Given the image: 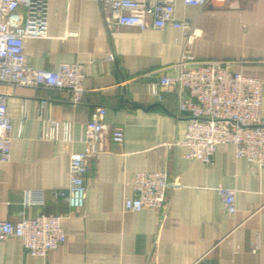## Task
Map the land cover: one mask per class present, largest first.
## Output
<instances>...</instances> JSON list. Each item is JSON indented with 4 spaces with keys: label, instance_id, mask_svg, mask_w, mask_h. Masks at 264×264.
<instances>
[{
    "label": "crops",
    "instance_id": "0c3cea01",
    "mask_svg": "<svg viewBox=\"0 0 264 264\" xmlns=\"http://www.w3.org/2000/svg\"><path fill=\"white\" fill-rule=\"evenodd\" d=\"M176 18L198 30L190 43L172 26L108 30L94 0L48 1L47 37L23 40L27 61L43 69L83 64L85 94L72 105L63 93L0 88L10 93L13 138L10 161L0 162V219L61 215L66 240L46 257L31 256L16 238L0 241V264H264V169L237 159L231 143L216 147L211 164L186 159L178 143L186 122L174 116L177 94L162 100L150 94L156 77L148 74L174 76L184 46L197 60L236 62L235 70L262 81L264 119V0H211L203 8L177 0ZM41 98L51 106L40 111ZM97 105L106 107L108 131L102 151L88 158L85 206L72 210L54 192H67L69 152L84 149ZM39 114L71 122L70 146L39 139ZM117 125L124 130L121 144L111 140ZM160 170L180 184L169 192L166 216L149 208L125 211L132 175ZM218 186L236 190L234 215L224 212ZM28 196L33 202L25 206Z\"/></svg>",
    "mask_w": 264,
    "mask_h": 264
},
{
    "label": "built area",
    "instance_id": "2783aa9c",
    "mask_svg": "<svg viewBox=\"0 0 264 264\" xmlns=\"http://www.w3.org/2000/svg\"><path fill=\"white\" fill-rule=\"evenodd\" d=\"M49 0H0V88L17 87L33 90H49L63 93L72 105H78L84 94L83 80L86 67L79 63L62 62L54 69L35 68L29 65L23 49L25 38L47 37V5ZM101 9L106 29L130 26L144 30L148 27L172 26L181 29L190 43L198 30L176 18L177 0H94ZM187 5L203 8L211 0H183ZM23 8V11H20ZM108 60L114 61L110 54ZM236 62L228 60H197L184 46L179 60L174 64L177 73L168 76L154 70L149 83V93L163 99L164 93L177 94L175 118H184L186 132L178 142L185 148L186 159L213 162L216 147L231 143L237 159L264 169V119L261 118L262 81L235 70ZM0 89V162L11 159L12 122L7 114L9 92ZM48 98H41L39 110L50 107ZM28 108V99L20 106V121L23 124ZM106 107L93 108L86 132L81 139L84 149L69 152V184L67 192H54V197L63 199L72 210L85 206L89 174L88 158L103 149V134L108 131L104 122ZM42 127L39 139L62 142L70 146L73 142L72 124L60 122L50 114H39ZM111 140L121 144L124 140L122 126H113ZM132 195L124 200V210L140 211L149 208L168 212L170 190L179 188L176 179L170 180L167 171H138L130 180ZM223 210L229 215L236 212V190L218 186ZM30 196L25 206L32 204ZM62 216L39 214L33 218L22 217L17 221L0 219V241L18 239L31 256L46 257L65 240L60 224Z\"/></svg>",
    "mask_w": 264,
    "mask_h": 264
}]
</instances>
